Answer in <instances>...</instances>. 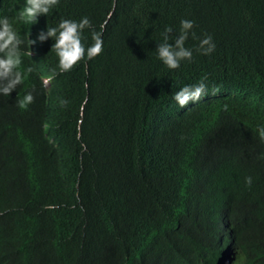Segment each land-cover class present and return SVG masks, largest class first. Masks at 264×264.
Returning <instances> with one entry per match:
<instances>
[{"label": "clouds", "instance_id": "9594fccd", "mask_svg": "<svg viewBox=\"0 0 264 264\" xmlns=\"http://www.w3.org/2000/svg\"><path fill=\"white\" fill-rule=\"evenodd\" d=\"M127 1L0 0V264H262V37L182 19L152 47L166 78L113 97Z\"/></svg>", "mask_w": 264, "mask_h": 264}, {"label": "trees", "instance_id": "16d2710c", "mask_svg": "<svg viewBox=\"0 0 264 264\" xmlns=\"http://www.w3.org/2000/svg\"><path fill=\"white\" fill-rule=\"evenodd\" d=\"M150 1H127L124 3V7L116 12V19L129 20L130 31L127 33L122 30V37L119 31L116 33L117 38L126 39L128 49L125 56L120 55L117 59V64L123 65L124 75L115 86H112L113 97L132 94L133 80L143 79L148 88L166 78L171 71L157 59L155 48L152 47L161 42V34L166 26L174 24L179 27L182 19L194 20L193 31L196 36L203 38L205 34L211 35L216 47L222 42L225 45L227 41L235 44L247 36L249 38L262 37L264 43V0H248L244 6H240L237 13L233 11L230 0H152L153 5ZM134 11L137 14H134ZM203 24H206L210 29L204 31L200 27ZM186 44V47H194L195 38L190 37ZM258 51L263 55L264 47L263 50L258 49ZM228 55L229 51L221 60H226ZM198 60L200 62L193 65L191 76L197 74L201 76L202 72L207 69L202 57H198ZM238 74L241 77L246 76V72L243 73L242 69L238 70ZM145 134L150 135L151 132L147 130ZM249 144L248 142L240 146H230L226 151L234 153ZM142 146V153L136 158V161L140 159L139 165L144 157L147 158L154 151L147 139L142 141ZM253 196V192H251L250 197ZM262 206L264 207V201H262ZM250 230L248 237L243 238L244 244L251 252L250 256L262 253L261 261L264 264V223L253 224ZM256 234L262 239L263 244L255 243L253 247H250L247 242ZM257 259H252L251 264L257 263Z\"/></svg>", "mask_w": 264, "mask_h": 264}]
</instances>
